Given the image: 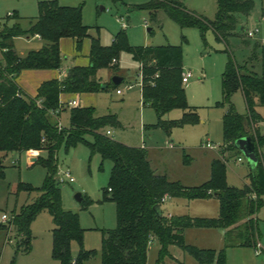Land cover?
I'll return each instance as SVG.
<instances>
[{"label":"trees","instance_id":"1","mask_svg":"<svg viewBox=\"0 0 264 264\" xmlns=\"http://www.w3.org/2000/svg\"><path fill=\"white\" fill-rule=\"evenodd\" d=\"M217 6L216 18L210 20L189 9L182 0H149L137 5L150 12L151 21H156L158 12L163 10L182 28L197 27L203 36L211 28L218 40L227 42L238 25V17L249 16L255 8V0H217ZM82 10V6H63L57 1H45L40 4V15L33 18L29 29L24 30L19 22L0 29V152H47V157L41 160L47 170L43 186H19L20 190L38 191L39 196L33 202L23 204L8 222L9 225L0 223V228L14 227L18 248L28 253L33 239L32 223L47 211L55 225V259L61 264H83L97 254L95 250L87 251L82 247L76 259L71 257L72 241L82 244L85 230L80 224L79 214L63 208L62 191L55 180L58 149L66 140L69 147L85 143L92 153H99L103 159L113 162L109 182L112 190L108 192L111 193L110 199L116 203L117 226L103 230L102 264H146L150 245L155 239L160 244L158 264L171 256V245L193 256L198 264H227L228 248L258 247L261 232L257 213L264 196V157L259 148L264 143V136L259 129L263 118L256 107L264 106V42L253 45L249 62L252 64L260 60L261 73L250 69L249 64L240 66L230 54L222 76L223 103H219L227 107L223 116V150H233L237 139L251 136L259 157L258 167L251 169L249 183L242 188L231 186L227 182V161L219 157L212 161L208 181L198 186H186L179 180L172 181L166 175L157 173L144 146H130L106 134L110 127L121 125L115 114L97 116L95 107L72 106L70 125L59 130L58 118L67 108L61 100L62 95L96 93L119 86L113 81L104 83L98 72L107 68L118 70V58L123 51L130 53L133 60L141 65L143 105L152 107L158 116L157 123L152 126L170 133L174 128L198 122L196 112L187 102L182 46H132L125 29L115 36L113 45L105 46L99 37L90 35L89 27L83 22ZM11 18L19 21L22 17L15 11ZM24 35L39 36L46 44L22 56L15 50L14 40ZM62 38H73L78 50L82 49L84 40L90 38L89 65L71 67L65 77L44 81L35 97L28 96L16 81L18 75L29 69H60ZM238 90L245 97V116L236 111L231 101ZM175 109L183 110V117L166 119ZM85 134L92 135L93 141H87ZM1 167L0 160V173L3 174ZM213 196L220 202L217 217L168 216L163 213L159 216L155 211L165 197L195 200ZM90 203L85 197L82 208ZM188 228L224 229V248L218 252L188 244L185 239Z\"/></svg>","mask_w":264,"mask_h":264},{"label":"rangeland","instance_id":"2","mask_svg":"<svg viewBox=\"0 0 264 264\" xmlns=\"http://www.w3.org/2000/svg\"><path fill=\"white\" fill-rule=\"evenodd\" d=\"M45 1H57L63 6H82L83 22L89 27L90 35L99 37L105 46L113 45L115 36L123 29L132 46H182L183 75L191 74L189 82L185 84L187 102L198 118V122L194 124L174 128L170 133L152 126L157 123L158 116L152 107L143 105L142 85L139 83L141 65L125 51L121 52L118 58V70L107 68L99 71V76L107 82H112L113 76L116 75L123 77L124 80L119 86L87 94L83 99L67 95L64 100H76L82 107L93 106L97 116L117 115L121 125L110 127V136L131 146H147L152 165L158 173L181 180L184 185H201L209 179L211 159L221 150L220 158L227 161L228 184L236 187L244 185V179L251 167L246 156L237 148L227 152L223 150V116L227 107L219 103H223L222 76L230 54L240 66L249 64L250 69L258 73L262 71L260 60L252 64L249 62L252 59L253 45L256 42H264V0H255V8L249 16L238 17V25L229 35L227 42L218 40L211 28L205 36L197 27L182 28L163 10L158 12L156 21H151L150 12L137 7L149 0H0V29L16 22H19L24 30L29 29L33 18L40 15V4ZM182 1L189 9L208 19L216 18L217 0ZM15 11L22 17L19 21L11 18ZM254 29L259 32L254 37H249L247 32ZM45 44V41L29 35L14 40L15 50L20 55L39 50ZM89 45L90 38H86L82 51H79L72 39L62 40L61 70L64 74L73 66L87 63ZM129 84L134 87L128 89ZM117 90H121L123 94H118ZM231 101L239 114H247V105L241 90L232 95ZM71 107L67 106L59 117L63 129L70 125ZM256 110L263 118L259 122V129L264 136V106L258 105ZM183 115V110L175 109L166 119H179ZM84 138L87 141L94 139L90 134H85ZM207 141H211L215 148H206ZM259 151L264 157V143L260 145ZM184 153L193 157L191 164L184 163ZM31 157H37V161H31ZM46 157V151H40L38 156L28 152H0L3 172L0 173V223L9 225L8 222L23 204L37 199L40 194L38 191L20 190L19 186H43L47 170L41 160ZM239 158L242 160L239 161ZM112 168L111 160L103 159L99 153H92L85 143L69 147L64 140L59 146V175L64 176L65 172H69L75 178L73 183H59L63 208L78 213L80 224L85 230L82 244L76 240L72 241L71 257L76 259L82 247L87 251H97L96 255L85 260L83 264H102L103 230L117 226L116 203L110 199L111 193L108 192ZM77 193H82L91 201L88 207L82 208V203L76 199ZM174 200L178 204L175 208L177 213L186 211L184 214L202 217H217L220 214V202L214 196L190 201L168 198L162 204L166 214L170 212V208L171 211L174 209L168 206ZM257 215L262 235L260 246L228 248L227 264H264V196ZM5 216L8 218L6 221ZM7 227L0 228V264H61L53 256L55 225L47 211L42 212L32 223L33 239L31 251L28 253L18 248L15 228ZM191 232L194 233L192 237L189 235V240L202 246L218 252L225 246V232L220 229H194ZM159 250L160 244L154 240L150 245L146 264H158ZM169 251L171 256L165 257L159 264H198L193 256L176 245H171Z\"/></svg>","mask_w":264,"mask_h":264},{"label":"crops","instance_id":"3","mask_svg":"<svg viewBox=\"0 0 264 264\" xmlns=\"http://www.w3.org/2000/svg\"><path fill=\"white\" fill-rule=\"evenodd\" d=\"M34 37H37V38H39L40 40H42L39 36H34ZM93 37V36H92ZM18 38V37H17ZM16 39V38H15ZM63 39H65V38H62L61 39V41H60V47H61V43H62V40ZM70 39H72L74 42H76L73 38H70ZM44 41V40H43ZM90 48H91V39H90V45H89V51H88V53H87V63L86 64H83V65H77V66H87V65H89V63H90V60H89V53H90ZM82 49H83V45H82ZM82 49L81 50H79V51H82ZM61 51H62V49H61ZM26 55V54H25ZM22 56H24V55H22ZM100 71V70H99ZM66 74H67V72L64 74V72H62V70H61V68L60 69H55V70H51V69H29V70H23L19 75H18V77H17V79H16V81H17V83H18V85L20 86V88L22 89V91L25 93V94H27L28 96H32V97H35L36 95H37V90H38V88H39V86L44 82V81H46V80H51V79H55V78H57V79H61V78H63V77H65L66 76ZM98 77L99 78H101L102 79V81L104 82V83H108L107 82V80H103V78L101 77V76H99V72H98ZM114 77V76H113ZM124 80V79H123ZM123 82V81H122ZM87 94H93V93H85V94H81V95H69V94H63L62 95V97H61V100H62V102H65V103H67V102H69V100L67 101H65L64 100V96H67V95H69V96H71V97H73V96H76V97H79V98H81V99H83V98H85V96L87 95ZM122 94H123V92H122ZM78 102V101H77ZM78 105H79V102H78ZM79 106H81V105H79ZM84 107H91V106H84ZM93 107V106H92ZM165 118H167V116L165 117ZM126 144V143H125ZM128 145V144H127ZM131 146V145H130ZM140 147H143V146H140ZM146 149H147V151H148V154H149V158H150V161H151V164H152V159H151V155H150V152H149V150H148V147L147 146H144ZM222 151L220 150V152H217L215 155H214V157L211 159V162H210V176H211V164H212V161L214 160V159H216V158H219L220 157V153H221ZM227 152V151H226ZM15 153V152H14ZM186 155H188V157L186 158L185 156ZM41 156V155H40ZM34 159H36V161H37V157H31V161L32 160H34ZM36 161H33V162H36ZM192 161H193V157L191 156V155H189V154H185L184 153V163L185 164H187V165H189V164H191L192 163ZM152 167H153V165H152ZM251 167V166H250ZM154 168V167H153ZM155 169V168H154ZM156 170V172L158 173V171H157V169H155ZM250 172H251V170L249 171V173L246 175V177H245V179H244V185L246 184V183H249V179H248V175L250 174ZM159 174H163V175H166L167 177H168V175L167 174H165V173H159ZM210 176H209V178H210ZM168 179H170V180H172V181H176V179H171V178H169L168 177ZM209 180V179H208ZM207 180V181H208ZM179 181H181V180H179ZM182 182V181H181ZM243 185V186H244ZM186 186H188V185H186ZM196 186H198V185H196ZM231 186H234V185H231ZM242 186V187H243ZM242 187H239V188H242ZM166 199H168V197H166ZM166 199L164 200V202L166 201ZM170 199H183V198H169V200ZM185 200H187V199H185ZM190 201V200H189ZM164 202H162V204L164 203ZM172 204H169L168 206H170V207H172V208H174V209H172V211H171V208H170V212H168V214H166L165 212H164V210L162 209V211H163V214L164 215H168V216H172V215H186V214H184L186 211H182L181 213L179 212V213H177V209H175L176 208V206L178 205L177 203H176V201L174 200V201H172L171 202ZM161 207H162V205H161ZM193 215H195V214H193ZM196 215H199V214H196ZM39 217V216H38ZM37 217V218H38ZM195 217H202V216H195ZM257 217H258V215H257ZM36 218V219H37ZM259 219V218H258ZM194 229H220V231L222 230L223 232H225V230H223V229H221V228H188V229H186L185 230V239H186V242L188 243V244H192V245H196V246H198V247H200V248H210V247H206V246H202V245H200L198 242H196V241H193V240H189V235L192 237V234L194 233V232H191V231H194ZM261 237H262V235H261ZM156 240V239H155ZM153 243V242H152ZM260 243H261V239H260ZM260 243H259V246H260ZM211 249V248H210Z\"/></svg>","mask_w":264,"mask_h":264},{"label":"water","instance_id":"4","mask_svg":"<svg viewBox=\"0 0 264 264\" xmlns=\"http://www.w3.org/2000/svg\"><path fill=\"white\" fill-rule=\"evenodd\" d=\"M112 81L116 85H119L123 81V77L116 75L112 78ZM235 148H237L241 153H243L246 156L252 170H255L258 167L259 157H258L257 152H256L255 142L252 140L251 136H244V137L237 139L235 141ZM76 199L78 200V202L82 203L84 201L85 197L83 196L82 193H77ZM155 211L159 216H161L163 213L162 207L160 205H157L155 207Z\"/></svg>","mask_w":264,"mask_h":264},{"label":"built area","instance_id":"5","mask_svg":"<svg viewBox=\"0 0 264 264\" xmlns=\"http://www.w3.org/2000/svg\"><path fill=\"white\" fill-rule=\"evenodd\" d=\"M123 25L126 26L125 23ZM258 32H259L258 29L249 30L247 32V35L249 37H254ZM116 62H117V60L114 61V63H116ZM140 77H141V81L139 83H141V85L143 86V74H142V72L140 73ZM190 77H191L190 73H188L186 75H183V83L184 84L188 83L189 80H190ZM133 87H134V85H132V84L128 85V89H132ZM117 93L118 94H122V91L121 90H117ZM77 105H78V102L76 100H71V101L66 103V106H77ZM63 127L64 126L62 125L60 119L58 118V128H59V130H62ZM106 134L108 136H110L111 135V131L107 130ZM205 147L209 148V149H214L215 148V146L211 143V141H207V143L205 144ZM39 152H40L39 150H29L28 151V153L30 155H37V156L39 155ZM238 160L241 161L242 159L239 158ZM55 180H56L57 184L66 183V182L73 183L75 181V178L73 176H71V174L69 172H65L64 176H61V175H59V171H58L57 174L55 175ZM109 190L111 191L112 189L110 188ZM165 199H166V197L162 200V202H164ZM7 219L8 218L5 216L4 217V221H6Z\"/></svg>","mask_w":264,"mask_h":264}]
</instances>
